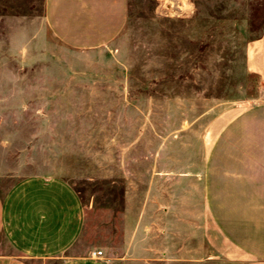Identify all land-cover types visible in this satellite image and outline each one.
Wrapping results in <instances>:
<instances>
[{"label": "rangeland", "instance_id": "rangeland-1", "mask_svg": "<svg viewBox=\"0 0 264 264\" xmlns=\"http://www.w3.org/2000/svg\"><path fill=\"white\" fill-rule=\"evenodd\" d=\"M263 33L264 0H128L118 36L77 49L46 0H0V195L32 176L72 186L85 218L71 254L237 264L216 248L205 169L264 87L247 58Z\"/></svg>", "mask_w": 264, "mask_h": 264}, {"label": "crops", "instance_id": "crops-1", "mask_svg": "<svg viewBox=\"0 0 264 264\" xmlns=\"http://www.w3.org/2000/svg\"><path fill=\"white\" fill-rule=\"evenodd\" d=\"M128 18V0H46L54 35L77 49L112 41ZM248 70L264 86V33L247 49ZM219 132L207 159V210L217 250L237 264H264V87ZM77 192L58 178L32 176L0 195V264H111L71 254L84 226Z\"/></svg>", "mask_w": 264, "mask_h": 264}, {"label": "built area", "instance_id": "built-area-1", "mask_svg": "<svg viewBox=\"0 0 264 264\" xmlns=\"http://www.w3.org/2000/svg\"><path fill=\"white\" fill-rule=\"evenodd\" d=\"M91 257L93 258H103L104 252L102 250H96L91 253Z\"/></svg>", "mask_w": 264, "mask_h": 264}]
</instances>
